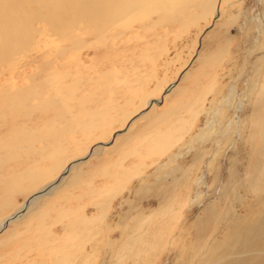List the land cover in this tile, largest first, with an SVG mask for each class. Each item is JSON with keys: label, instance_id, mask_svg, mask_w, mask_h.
Wrapping results in <instances>:
<instances>
[{"label": "rangeland", "instance_id": "obj_1", "mask_svg": "<svg viewBox=\"0 0 264 264\" xmlns=\"http://www.w3.org/2000/svg\"><path fill=\"white\" fill-rule=\"evenodd\" d=\"M214 19L211 15L199 19L185 30L170 26L153 35L126 37L116 49L99 56L91 49L80 52L84 68L68 71L70 80H91L82 83L75 95L85 97L94 91L99 104L115 105L109 116L113 120L107 118L109 126H104L101 141H87L85 158L90 159L87 165L81 163V182L42 196L23 220L13 221L6 227L10 231L1 233L5 246L0 248V264H134L129 250L136 245L144 251L138 264H188L192 250L207 243L213 230L217 231L212 236L218 237L226 220L263 218L264 223L254 195L242 187L249 151L244 139L254 137L252 106L264 90V0L224 1ZM187 71L190 76L182 82ZM12 73L0 76V81L12 78ZM172 84L179 88L171 93L172 88L162 100L161 93ZM48 85L43 88V99L50 94L62 97L58 85L54 91ZM150 94L153 99L149 101L161 99V103L144 112L143 98ZM174 103L177 109L167 108ZM89 108L83 109L81 119L89 116ZM119 108L124 112L138 108L144 113L134 115L126 129L133 117L121 123ZM162 112H166L163 122L148 121ZM67 118L72 121L71 112ZM70 131L63 137L70 153L84 150V135L75 122ZM120 131L112 141V135ZM159 133L179 141L162 145L158 153L150 152ZM125 135H129L127 142H118L114 150L89 156L96 144L111 140L110 146L103 147L109 149ZM150 136L153 141L148 140ZM48 144L36 142L35 148ZM138 163L139 172L126 180L122 171H133ZM21 167L43 171L45 163L35 154ZM231 182L233 197L225 190ZM40 186L41 182L32 189L27 184L23 188L32 193ZM173 191L178 199L169 195ZM236 192L249 208L237 204ZM28 196L14 193L7 202L22 207ZM174 210L173 219L166 221ZM62 211L71 222L60 218ZM5 213L0 212V217ZM43 236L47 239L42 240ZM259 238L253 239L247 253L255 264L264 260V236Z\"/></svg>", "mask_w": 264, "mask_h": 264}, {"label": "bare ground", "instance_id": "obj_2", "mask_svg": "<svg viewBox=\"0 0 264 264\" xmlns=\"http://www.w3.org/2000/svg\"><path fill=\"white\" fill-rule=\"evenodd\" d=\"M224 1L227 3L231 0ZM224 1L0 0V76L4 77L7 72H14L12 78L0 81V212H7L0 217V237L1 233L10 231L6 227L13 224V221L23 220L38 204L39 199L44 198L42 196L52 194L58 187L73 186L77 182H81L84 177L81 172L82 167L87 165L90 159L85 158L89 146L87 141H94V143L101 141L100 139L105 134L104 126H109L107 118L112 119L109 116L115 105L106 106L101 101L99 104V96L94 91L85 97L75 95L82 83L91 80V77L70 80L68 71L84 68L80 52L83 49H91L94 56H99L116 49L119 43L125 42L126 37L133 39L140 34L143 36L153 35L156 30L170 26H174L178 30H185L189 24H195L199 19L205 20L207 16L211 15L216 19L219 7L221 8ZM69 57L71 59L67 60L66 58ZM54 63L57 67L53 68ZM42 76H45L46 82L42 80ZM189 76L190 73L187 71L181 81L184 82ZM136 82L139 85L140 79ZM47 83H49L51 91H54L58 85L57 87L62 91V97L56 98L50 94L46 99H43V88ZM176 85L172 84L164 91L165 93H161V99L172 88L174 90L171 93L175 92L179 88ZM61 91L59 92L61 93ZM158 92L160 93L161 89ZM147 97L143 98L141 106V108L147 106L144 112L152 105L161 103V99L160 101H149V99H153V94ZM32 100L36 102L35 105L29 103ZM86 106H90L87 110L89 116L81 119L79 115ZM123 108H119L117 114L120 115L121 123L124 122V124L138 112L136 116L144 113H140L138 108V110L124 112ZM167 108L174 111L178 105L174 103ZM68 112H71L73 116L72 121L67 118ZM166 112L156 114L153 121L152 119L148 120V117H144L143 120L147 119L150 123L163 122L166 120ZM115 113L113 111L111 116ZM252 113L254 115L252 119L255 122L252 124V136L254 137H250L249 140L246 137L244 139L245 145L247 143L249 145V151L245 154L248 166L243 169L242 187L254 195L256 203L259 205L258 208L264 215V196H261L264 194V90L259 93V100L252 106ZM40 115L43 118H38ZM133 120L134 117L125 126L126 129ZM73 121L81 129L84 135L82 142L86 144L84 150L78 148L80 153H70L63 140V137L71 132L70 127L74 126ZM121 133L120 131L113 134L111 140L113 141ZM164 134L159 133L155 140L151 136L148 137V140H154L157 143L155 148L150 149V152L158 153L165 145L172 146L179 141L174 139L173 135ZM128 137L129 135L119 137L109 149L103 147L110 146L111 140L96 144L90 148L89 156L91 155L93 158L100 152L114 150L117 148L118 142H127ZM43 141L49 144L37 150L35 143ZM162 145L163 147H161ZM35 154H38L45 163L43 171L36 169L29 171L21 167V164L30 162V158ZM138 164L134 169L135 172H133L134 170L122 171L125 179L126 176L129 178L138 171L140 166ZM60 170H62V174L58 177ZM40 182L41 186L32 193H28L29 189L24 190L23 188V185L27 184L32 189L37 187ZM229 184L231 185L226 186L225 190L230 192V196L233 197L234 190L231 186H234L232 182ZM174 191L169 195L177 198V192ZM18 192L26 196L29 195L22 207L13 202H7L10 195ZM234 197L238 205L249 208V204L239 198L238 192ZM170 199L172 200V198ZM165 201L167 200L165 199ZM174 212L175 210L168 214L170 216L166 218V221L173 219ZM59 216L60 218L66 217V220L71 222L66 212L62 211ZM262 219L256 218L253 221L244 222L240 218L235 220L232 217V219L226 220L222 227L223 231H220L221 234H217L218 237L212 236L217 231L213 230L206 240L207 243L202 244V247L194 248L195 250L191 249L192 255L188 264H255L247 253L250 252L253 239L264 236ZM141 236L142 233L138 238ZM45 239L47 237L43 236L42 240ZM4 241L0 238V248L5 246ZM262 245L264 247V242ZM136 246L129 250L134 264H138L140 255L142 252L144 253ZM256 246L258 247L257 243ZM260 254L257 256L258 259L262 257ZM86 256L88 260L92 258L91 254ZM254 259L256 260V258ZM263 261L260 260L259 264H264Z\"/></svg>", "mask_w": 264, "mask_h": 264}, {"label": "water", "instance_id": "obj_3", "mask_svg": "<svg viewBox=\"0 0 264 264\" xmlns=\"http://www.w3.org/2000/svg\"><path fill=\"white\" fill-rule=\"evenodd\" d=\"M171 86H172V85H170L169 87H171ZM169 87H168V88H169ZM117 133H118V132H117ZM107 144H108V143H107Z\"/></svg>", "mask_w": 264, "mask_h": 264}]
</instances>
